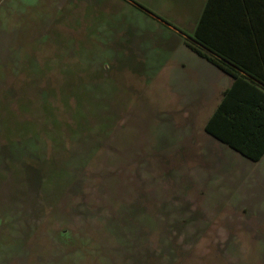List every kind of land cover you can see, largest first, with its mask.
I'll use <instances>...</instances> for the list:
<instances>
[{
	"label": "rangeland",
	"instance_id": "1",
	"mask_svg": "<svg viewBox=\"0 0 264 264\" xmlns=\"http://www.w3.org/2000/svg\"><path fill=\"white\" fill-rule=\"evenodd\" d=\"M148 20L124 0H0V264H264V158L195 151L165 109L173 57H141ZM192 151L201 183L181 175Z\"/></svg>",
	"mask_w": 264,
	"mask_h": 264
},
{
	"label": "crops",
	"instance_id": "2",
	"mask_svg": "<svg viewBox=\"0 0 264 264\" xmlns=\"http://www.w3.org/2000/svg\"><path fill=\"white\" fill-rule=\"evenodd\" d=\"M124 1L145 13L150 35L157 39L155 48L141 57H173L170 64H162L165 109L178 111L181 121L189 123L185 122V132L191 133L195 151L215 156L216 167L256 166L264 152L253 161L205 126L217 114L214 130L252 156L264 149V0H170V4L147 0L148 10L133 0ZM197 30L221 56L193 42L212 56L209 60L185 44L184 39L192 41L189 37ZM195 151L190 153L188 169L183 157L181 175L201 183L207 175L204 168L196 169ZM198 173L203 174L200 180Z\"/></svg>",
	"mask_w": 264,
	"mask_h": 264
},
{
	"label": "trees",
	"instance_id": "3",
	"mask_svg": "<svg viewBox=\"0 0 264 264\" xmlns=\"http://www.w3.org/2000/svg\"><path fill=\"white\" fill-rule=\"evenodd\" d=\"M192 41L188 40L187 38L184 39L185 44L192 50L194 51L196 54L202 56V57H206L209 60H213L211 57V55L207 54L206 52H204L203 50H201V48H199L197 45H195L196 42L197 44L203 46L204 48H206L207 50H209L210 52L221 56L219 53V51H217L212 45H210L207 41H205L199 34V31L197 30V32L194 34V36L189 37ZM222 56H224L222 54ZM227 57V56H226ZM226 71H228L227 69H224ZM229 72V71H228ZM215 117H217V114H213V116L211 117V119L208 121V123L205 126V130L212 134L214 137H216L217 139L226 142L229 144L230 147L234 148L235 150H237L238 152H240L241 154H243L244 156L248 157L249 159L253 160V161H257L259 160L261 154H263L264 149L262 151H259L257 156H252L247 150L243 149V147H239L236 142H234L231 139H228L227 137H225L223 134L217 132V130H214L213 127L211 126L213 123V119H215Z\"/></svg>",
	"mask_w": 264,
	"mask_h": 264
}]
</instances>
